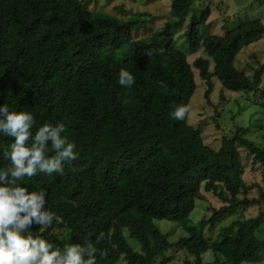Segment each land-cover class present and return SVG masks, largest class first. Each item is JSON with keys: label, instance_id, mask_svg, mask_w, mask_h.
<instances>
[{"label": "trees", "instance_id": "obj_1", "mask_svg": "<svg viewBox=\"0 0 264 264\" xmlns=\"http://www.w3.org/2000/svg\"><path fill=\"white\" fill-rule=\"evenodd\" d=\"M193 1L171 0L168 20L134 38L133 31L152 17L92 12V0H0V105L31 112L33 132L45 122L64 123L62 135L76 144L77 157L64 164L63 175L39 173L20 181L29 191L46 189L45 207L61 218L43 230L32 225V235L59 248L93 246L96 264L120 259L153 264L171 247L194 257L185 264H264V208L222 226L217 240L203 233L237 210L260 203L247 197L254 185L243 177L239 147L263 174L264 149L247 139L241 126L215 149L188 123L189 111L181 121L169 116L175 105L189 108L196 87L193 67L206 84V97L214 77L223 90L252 93L262 101L263 67L249 77L234 61L244 46L264 35V23L244 20L223 35L210 34L202 29L210 15L205 7L190 15L183 50L175 32ZM199 49L204 56L191 64L188 53ZM122 67L135 77L130 89L117 83ZM13 139L0 136V148ZM3 153L0 149V167L9 162ZM205 193L221 204L196 223L188 222L196 199ZM156 219L178 222L188 236L169 242ZM125 229L138 251L127 242ZM100 232L105 236L97 241ZM208 250L214 259L203 262L201 255Z\"/></svg>", "mask_w": 264, "mask_h": 264}, {"label": "rangeland", "instance_id": "obj_2", "mask_svg": "<svg viewBox=\"0 0 264 264\" xmlns=\"http://www.w3.org/2000/svg\"><path fill=\"white\" fill-rule=\"evenodd\" d=\"M170 3L171 0H92L89 8L92 12L108 13L123 19L138 14L152 17L142 27L133 31V37L139 38L158 30L168 20ZM205 7L209 9L210 15L202 25V29L210 34L223 35L229 27L244 20L260 19L264 23V0H195L183 27L175 32L176 42L183 50L186 44L183 43L182 33L190 15L198 14ZM200 56H204L202 49L196 53H188L187 59L192 64L194 59ZM234 65L249 77L261 66L264 69V35L244 46L237 54ZM193 72L196 87L190 98L187 121L201 132L204 143L217 149L223 136H232L236 126H241L246 128L244 136L264 149V99L261 101L259 96L254 97L252 93L223 90L214 77L211 78L212 87L206 97L205 82L199 78L198 71L194 67ZM261 86L264 88V72ZM239 150L242 154L243 177L247 183L254 185L247 197L258 199L260 203L237 210L233 215L225 217L213 230L204 228V236L209 240L218 239L222 226L228 225L235 219L254 217L264 208V197H260L262 193L264 195L263 170L251 156L246 154L245 148L239 147ZM220 204L221 202L214 195L205 193L203 198L196 199L195 206L188 216V222L196 223L202 216L208 215L211 207H218ZM154 223L166 235L169 242L188 236L178 222L156 219ZM262 227L264 228V222ZM123 234L130 246L138 251L137 242L129 236L126 229ZM201 258L203 262H210L214 259V253L208 250L201 255ZM185 260L193 263L194 257L182 249L171 247L163 255L158 256L153 264H185ZM116 264H125V261L120 259ZM241 264H260V262L257 260Z\"/></svg>", "mask_w": 264, "mask_h": 264}, {"label": "clouds", "instance_id": "obj_3", "mask_svg": "<svg viewBox=\"0 0 264 264\" xmlns=\"http://www.w3.org/2000/svg\"><path fill=\"white\" fill-rule=\"evenodd\" d=\"M117 76V83L125 89L135 82L126 68H120ZM160 86L167 88L163 82ZM188 111L186 104H178L169 116L181 121ZM35 124L31 112L17 111L7 103L0 105V136L14 138L6 149L0 148L9 161L6 167H0V264H96L97 250L93 246L71 243L59 248L31 234L32 225L43 230L53 220L61 222V218L45 207L46 189L29 191L20 181L39 173L63 175L64 164L77 157L76 144L62 135L66 131L64 123L45 122L33 132ZM50 151L53 154L49 155ZM104 236L100 232L96 240Z\"/></svg>", "mask_w": 264, "mask_h": 264}]
</instances>
